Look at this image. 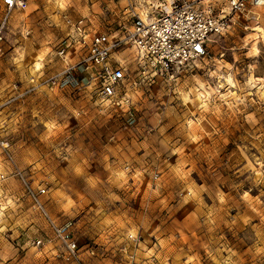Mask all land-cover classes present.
Here are the masks:
<instances>
[{
	"label": "rangeland",
	"instance_id": "obj_1",
	"mask_svg": "<svg viewBox=\"0 0 264 264\" xmlns=\"http://www.w3.org/2000/svg\"><path fill=\"white\" fill-rule=\"evenodd\" d=\"M106 4L28 0L9 14L0 137L31 186H44L50 215L72 220L78 258L54 254L50 230L9 176L0 264H264V5L259 23L234 16L206 57L172 73L141 75L131 49L116 51L128 106L50 84L7 100L10 83L62 66V15L115 30L121 2Z\"/></svg>",
	"mask_w": 264,
	"mask_h": 264
},
{
	"label": "built area",
	"instance_id": "obj_2",
	"mask_svg": "<svg viewBox=\"0 0 264 264\" xmlns=\"http://www.w3.org/2000/svg\"><path fill=\"white\" fill-rule=\"evenodd\" d=\"M27 3L28 0H0V54L10 12L23 9ZM262 5L264 0H122L121 17L113 31L95 27L84 16L71 18L64 14L62 21L67 30L55 51L62 66L46 76L31 74L23 84L10 83L7 100L50 84L70 85L82 91L89 88L100 100L128 106L129 96L123 89L128 72L124 61L114 55L116 51L131 49L141 75L172 73L206 57L211 36L223 33L234 16L243 15L246 20L259 23L255 9ZM0 153L6 164L0 162V182L9 176L19 179L51 232L57 246L54 254L63 260H77L72 220L56 221L50 215L40 198L44 186H31L24 171L15 165L8 141L1 137ZM30 242L34 246L43 243L39 236L32 237Z\"/></svg>",
	"mask_w": 264,
	"mask_h": 264
},
{
	"label": "crops",
	"instance_id": "obj_3",
	"mask_svg": "<svg viewBox=\"0 0 264 264\" xmlns=\"http://www.w3.org/2000/svg\"><path fill=\"white\" fill-rule=\"evenodd\" d=\"M112 1L113 0H105V4H106V6L108 7V6H110V4L112 3ZM116 2L118 3V2H121V6H120V10L118 9L117 10V12H116V10H114L113 11V9L110 11V12H108V15H110V17L111 16H114V14H115V12H116V15H118L119 17H116V18H120L121 17V15H120V11H121V7H122V0H116ZM108 8H110V7H108ZM106 13V12H105Z\"/></svg>",
	"mask_w": 264,
	"mask_h": 264
},
{
	"label": "bare ground",
	"instance_id": "obj_4",
	"mask_svg": "<svg viewBox=\"0 0 264 264\" xmlns=\"http://www.w3.org/2000/svg\"><path fill=\"white\" fill-rule=\"evenodd\" d=\"M257 32L258 33H261V29L260 28H257ZM262 36V35H261Z\"/></svg>",
	"mask_w": 264,
	"mask_h": 264
}]
</instances>
